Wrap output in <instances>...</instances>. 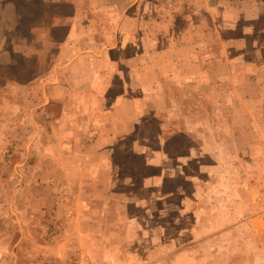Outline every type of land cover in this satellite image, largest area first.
Returning <instances> with one entry per match:
<instances>
[{"label":"rangeland","instance_id":"1","mask_svg":"<svg viewBox=\"0 0 264 264\" xmlns=\"http://www.w3.org/2000/svg\"><path fill=\"white\" fill-rule=\"evenodd\" d=\"M73 1L0 0V264H264V0H140L159 79L114 153L70 67L41 104Z\"/></svg>","mask_w":264,"mask_h":264},{"label":"crops","instance_id":"2","mask_svg":"<svg viewBox=\"0 0 264 264\" xmlns=\"http://www.w3.org/2000/svg\"><path fill=\"white\" fill-rule=\"evenodd\" d=\"M68 4L73 6L71 11L62 14V20L53 24L55 28L60 27L64 31L60 39L51 38L58 41L61 46L56 56L67 57L68 60H63L62 63L58 60L61 65L53 66L54 78L48 83H42L39 90L43 92L45 100L41 104L53 102L51 97L53 90L58 93L57 100H61L64 94L61 88H66V85L60 83V69L70 67L66 73L69 78V74L73 75L69 83L73 94L67 95L69 100H73L74 107H89L92 135L98 144L104 145L101 147L98 145L97 150L99 152L112 150L114 153L115 142L119 138H127L131 126L141 124V100L150 96L148 93L143 94L152 90L155 83H158L160 71L152 63L146 62V59L162 56L163 49L160 43L163 35L157 31L148 33L143 29L142 21L145 19L153 22L151 16H156L155 18L159 16L146 11L147 19L144 17L141 21L140 0H133L128 4L127 2L115 4L113 0L84 2L74 0ZM170 18L172 16L165 19L171 24ZM169 39L165 45L167 49L176 45L173 44L171 36ZM77 42L80 45H77ZM181 44L185 49L192 47L183 40ZM192 54L183 53L181 50V56L177 59L182 62L183 59L192 57ZM57 75H60V78ZM147 75L151 82L143 83ZM76 79L79 81L75 82ZM33 85L32 83L27 87ZM155 98L163 101L160 93ZM83 120L85 119L82 117ZM77 133L73 131V134ZM161 154L162 152L154 153L153 163L158 164L155 166L162 167L161 161L164 156Z\"/></svg>","mask_w":264,"mask_h":264},{"label":"bare ground","instance_id":"3","mask_svg":"<svg viewBox=\"0 0 264 264\" xmlns=\"http://www.w3.org/2000/svg\"><path fill=\"white\" fill-rule=\"evenodd\" d=\"M264 221V220H263Z\"/></svg>","mask_w":264,"mask_h":264}]
</instances>
